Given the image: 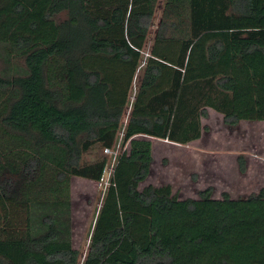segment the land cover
I'll return each mask as SVG.
<instances>
[{"label": "trees", "instance_id": "16d2710c", "mask_svg": "<svg viewBox=\"0 0 264 264\" xmlns=\"http://www.w3.org/2000/svg\"><path fill=\"white\" fill-rule=\"evenodd\" d=\"M207 109L264 122V0H0V264H264V188L139 189L137 137L188 145ZM119 137L82 257L70 178L99 182Z\"/></svg>", "mask_w": 264, "mask_h": 264}, {"label": "rangeland", "instance_id": "374dc122", "mask_svg": "<svg viewBox=\"0 0 264 264\" xmlns=\"http://www.w3.org/2000/svg\"><path fill=\"white\" fill-rule=\"evenodd\" d=\"M160 9L156 11V18ZM206 114L201 119L204 129L200 139L188 145L172 146L156 139L137 137L151 142L153 158L151 172L147 181L139 186L140 190L150 183L169 185L172 193L183 200L196 199L198 193L207 188L211 189L213 199H219L222 193H227L231 199L244 198L264 188V122H239L228 128L218 113L207 109ZM119 144L120 137L114 147ZM122 149L126 150L127 145L120 147V151ZM102 155L108 164V154L103 150ZM236 155L242 157L246 172H239ZM106 180V174L99 182L70 178L71 246L82 257Z\"/></svg>", "mask_w": 264, "mask_h": 264}, {"label": "built area", "instance_id": "2783aa9c", "mask_svg": "<svg viewBox=\"0 0 264 264\" xmlns=\"http://www.w3.org/2000/svg\"><path fill=\"white\" fill-rule=\"evenodd\" d=\"M118 149H119V146L114 147L112 149H105L104 150V152L106 154H108V156L110 158V162L105 166L104 173H103V175L104 174L107 175V180H106V183H105L106 187L109 185V181H110V179L112 177V174H113V167H114V163H115L116 157L118 155Z\"/></svg>", "mask_w": 264, "mask_h": 264}, {"label": "crops", "instance_id": "0c3cea01", "mask_svg": "<svg viewBox=\"0 0 264 264\" xmlns=\"http://www.w3.org/2000/svg\"><path fill=\"white\" fill-rule=\"evenodd\" d=\"M157 140V139H156ZM157 141H160V142H162L163 140H157ZM163 142H165V143H167V144H171L172 146H180V145H177V144H172V143H169V142H166V141H163ZM195 142V141H194ZM238 157H240V155L238 156V155H236V163H237V159H238ZM238 164V163H237ZM244 172H246L245 170H244ZM147 181V179L143 182V183H145ZM151 184V183H150ZM149 184V185H150ZM152 186H155V187H158L159 185H156V184H151Z\"/></svg>", "mask_w": 264, "mask_h": 264}]
</instances>
